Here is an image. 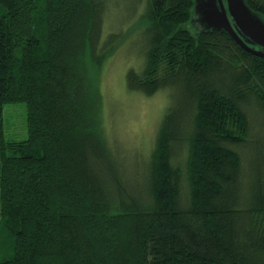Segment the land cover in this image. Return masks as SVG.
Listing matches in <instances>:
<instances>
[{
	"label": "trees",
	"instance_id": "obj_1",
	"mask_svg": "<svg viewBox=\"0 0 264 264\" xmlns=\"http://www.w3.org/2000/svg\"><path fill=\"white\" fill-rule=\"evenodd\" d=\"M108 2L0 0V264H264V59L191 29L193 0H143L126 85L169 100L130 178L95 82Z\"/></svg>",
	"mask_w": 264,
	"mask_h": 264
},
{
	"label": "rangeland",
	"instance_id": "obj_2",
	"mask_svg": "<svg viewBox=\"0 0 264 264\" xmlns=\"http://www.w3.org/2000/svg\"><path fill=\"white\" fill-rule=\"evenodd\" d=\"M142 1L109 0L107 3L109 9L103 33L119 32L120 40L105 57L95 78L100 96L101 123L115 149L121 152L130 178L142 165L144 154L153 147L169 100L166 90L146 96L129 90L126 85L127 71L136 70L143 60ZM191 29L196 32L193 26ZM24 117L23 105L4 106V125L10 134L20 136L23 131L25 134Z\"/></svg>",
	"mask_w": 264,
	"mask_h": 264
},
{
	"label": "water",
	"instance_id": "obj_3",
	"mask_svg": "<svg viewBox=\"0 0 264 264\" xmlns=\"http://www.w3.org/2000/svg\"><path fill=\"white\" fill-rule=\"evenodd\" d=\"M190 24L197 33L219 30L264 59V17L245 0H193Z\"/></svg>",
	"mask_w": 264,
	"mask_h": 264
}]
</instances>
